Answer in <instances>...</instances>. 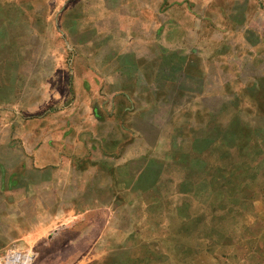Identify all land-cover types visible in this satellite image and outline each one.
Wrapping results in <instances>:
<instances>
[{"label":"rangeland","instance_id":"374dc122","mask_svg":"<svg viewBox=\"0 0 264 264\" xmlns=\"http://www.w3.org/2000/svg\"><path fill=\"white\" fill-rule=\"evenodd\" d=\"M7 1L0 264H264V0Z\"/></svg>","mask_w":264,"mask_h":264},{"label":"crops","instance_id":"0c3cea01","mask_svg":"<svg viewBox=\"0 0 264 264\" xmlns=\"http://www.w3.org/2000/svg\"><path fill=\"white\" fill-rule=\"evenodd\" d=\"M10 1L7 0H0V16H1V12H7V9L3 8V5H8ZM9 6V5H8ZM11 7H9L8 11H11ZM14 22L11 21V19H7L5 20V22L1 19L0 17V48L3 46V44H6V42L8 43H12V41H14V36L13 34H9V36L6 34L5 31H3V27H12V24ZM5 34V37L3 36ZM17 40V39H15ZM43 118V116L41 117ZM13 119V118H12ZM12 119H9V122L11 123ZM44 119V118H43ZM1 126V125H0ZM1 130V127H0ZM40 132V131H39ZM35 133H37V131H33L32 135H35ZM1 137V135H0ZM12 138V137H10ZM14 150V149H12ZM26 153L27 155L31 158L29 165L28 163H26V165L24 164V162H20V164H15V165H11L10 168H5L0 164V194L1 195H7L9 199H13V200H17L18 195L21 197L20 200H27L28 197H31V200H33L34 198V188L35 186H38L41 190V192L44 191V186L47 185V182L43 181L42 177H39V180H35L33 177V173L37 172V175H44V171H43V166L47 164L48 160L50 161V157L49 154L47 152H43L41 149H37L36 151L33 149V147L31 148H26ZM35 156V157H34ZM59 156V155H58ZM58 158V157H57ZM39 167V168H35V167ZM35 168V170H34ZM30 172V173H29ZM53 187H55L54 185H52ZM49 187H51L49 185ZM48 186L46 187V189L49 188ZM56 188V187H55ZM59 189H57V198L59 201ZM40 198V202L41 204H46V200L43 199V194H41ZM64 202V201H61ZM59 203V202H58ZM32 227V225L29 226ZM34 227H32L30 229V231H28L29 229L26 230V233L29 234L32 229ZM32 235L33 234H29ZM2 249L1 245H0V250Z\"/></svg>","mask_w":264,"mask_h":264},{"label":"bare ground","instance_id":"6f19581e","mask_svg":"<svg viewBox=\"0 0 264 264\" xmlns=\"http://www.w3.org/2000/svg\"><path fill=\"white\" fill-rule=\"evenodd\" d=\"M21 258H23L24 260L21 261ZM8 260L10 264H18L20 261H21V264H29L30 255H26L22 257L21 254L15 253Z\"/></svg>","mask_w":264,"mask_h":264}]
</instances>
